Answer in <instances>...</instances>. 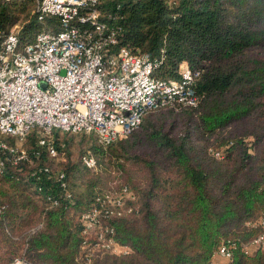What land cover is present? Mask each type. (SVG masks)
Masks as SVG:
<instances>
[{
  "label": "trees",
  "instance_id": "trees-1",
  "mask_svg": "<svg viewBox=\"0 0 264 264\" xmlns=\"http://www.w3.org/2000/svg\"><path fill=\"white\" fill-rule=\"evenodd\" d=\"M98 1L116 31L112 52L147 54L164 79L179 77L187 60L200 70V101L151 109L108 145L93 132L55 129L62 158L30 131L29 158L13 163L9 154L0 171V264H211L224 242L235 244L227 264H264V248L245 250L264 234V0ZM16 25L28 41L60 18L40 20L34 0H0V48ZM124 185L135 209L110 223L129 250L88 261L81 214Z\"/></svg>",
  "mask_w": 264,
  "mask_h": 264
},
{
  "label": "built area",
  "instance_id": "built-area-1",
  "mask_svg": "<svg viewBox=\"0 0 264 264\" xmlns=\"http://www.w3.org/2000/svg\"><path fill=\"white\" fill-rule=\"evenodd\" d=\"M39 19L60 18L58 29L43 28L28 41L14 26L0 48V171L12 155L13 163L28 159L24 146L33 129L41 131L39 144L51 156L60 152L53 131L93 132L103 145L127 137L151 109L197 105L200 95L194 83L200 70L187 60L180 62L179 77L154 74L157 61L128 46L112 52L116 31L101 20L98 0H34ZM216 155H221L220 151ZM89 167L96 159L83 157ZM49 168L47 167L46 170ZM59 179L66 186L65 173ZM136 193L127 185L96 196L95 204L81 214L83 248L88 261L105 253H127L110 223L114 216L134 211ZM234 243L224 242L216 252L231 258ZM264 248V234L246 245L251 253ZM13 264L36 263L17 257Z\"/></svg>",
  "mask_w": 264,
  "mask_h": 264
},
{
  "label": "crops",
  "instance_id": "crops-1",
  "mask_svg": "<svg viewBox=\"0 0 264 264\" xmlns=\"http://www.w3.org/2000/svg\"><path fill=\"white\" fill-rule=\"evenodd\" d=\"M229 260L230 259L225 257V256L215 254V256L212 259L211 264H227L229 262Z\"/></svg>",
  "mask_w": 264,
  "mask_h": 264
},
{
  "label": "rangeland",
  "instance_id": "rangeland-1",
  "mask_svg": "<svg viewBox=\"0 0 264 264\" xmlns=\"http://www.w3.org/2000/svg\"><path fill=\"white\" fill-rule=\"evenodd\" d=\"M37 131V130H36ZM38 132V136L39 135H41V131L39 132V131H37ZM78 140H79V138L78 137H75V139H74V142H73V147H72V149L74 150V154L75 155H73V159H76V157H77V153H78V146H79V143H78ZM26 141V140H25ZM24 146H25V142H24ZM58 158H62L63 156L61 155V153L57 156ZM80 157V156H79Z\"/></svg>",
  "mask_w": 264,
  "mask_h": 264
}]
</instances>
